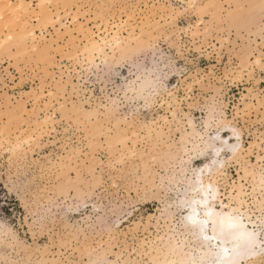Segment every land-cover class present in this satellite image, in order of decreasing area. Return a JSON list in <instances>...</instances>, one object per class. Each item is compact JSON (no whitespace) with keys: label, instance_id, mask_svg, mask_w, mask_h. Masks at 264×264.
<instances>
[{"label":"rangeland","instance_id":"1","mask_svg":"<svg viewBox=\"0 0 264 264\" xmlns=\"http://www.w3.org/2000/svg\"><path fill=\"white\" fill-rule=\"evenodd\" d=\"M18 1L0 15V264H156L168 225L178 237V169L212 155L191 150L189 119L239 130L219 186L227 200L239 179L260 214L242 168L264 155V0H23L14 15ZM114 25L120 46L89 61L85 36Z\"/></svg>","mask_w":264,"mask_h":264},{"label":"bare ground","instance_id":"2","mask_svg":"<svg viewBox=\"0 0 264 264\" xmlns=\"http://www.w3.org/2000/svg\"><path fill=\"white\" fill-rule=\"evenodd\" d=\"M192 1L194 2V0ZM7 2H9V0H0V15L4 13V7L9 5ZM18 3L19 8H17V10L15 9L16 11H12L14 12V15L21 12L26 14L27 6L25 5V2L23 0H19ZM14 6L16 5L14 4ZM7 7L11 10V7ZM42 8L40 9V15L44 14L42 12ZM8 9L6 11H8ZM4 16L3 18L5 20ZM57 17L55 15V18ZM8 18L11 17L9 16ZM50 19L52 20V18ZM11 20H13V18H11ZM11 20L7 19V21L3 22L8 26V24L12 23ZM17 28H20V26ZM121 30L122 26L119 25L111 26V29L105 27L103 31L104 36H99L98 38H95L92 34L88 33V35L85 36L86 41L84 49V55L87 59L92 61L93 58L98 57L100 60H104L105 62L107 59L105 47L109 46L112 48L113 45L120 46L122 43ZM29 31L30 30L26 33L28 34ZM32 32L33 31L30 32V35ZM11 33L13 32H10L9 34ZM20 33H22V31ZM4 36L5 40L3 41H6V38H8L6 36L8 35ZM12 37L14 36L12 35ZM259 60L260 59L258 58L256 59L257 62H259ZM147 81L151 82L150 79H147ZM139 86H141L140 90L144 88L142 84ZM188 123L190 126V132H188V135L190 134L192 138L195 139L194 143H192L193 145L191 146V150L193 152H197V150L204 151L210 149L212 155L211 159L207 163L196 169L192 168V171L189 172V174L185 168L186 165H182L179 169L177 168L181 175L179 178L185 184L184 188L180 190L178 189V193L180 192V194L177 206L179 205L182 210L179 222L180 228L177 229L178 237H176L175 233H173L174 231H170V225L167 226V232L165 235L163 234L162 237L159 236L160 238L157 237L160 239L161 244L160 246H157L154 251V256L157 257L156 264L259 263L261 258L264 257V171L257 170L258 168L256 166H261V164L257 163L259 161H264V155L256 154V160H254L256 163L248 161V166L246 165V167L244 166L242 168L244 169V176H250L252 179V190H260L263 195L260 197L262 198L261 200L256 199L257 202H255L257 206L259 205L257 208H259L260 214H257L251 210L246 199V186H244L239 179L237 182L233 183V185L230 183L232 186L228 190V195L226 194L227 200L224 199L219 186L218 178L224 173V154L226 152L230 153V158H237L241 155V149L243 146L239 130L226 123L225 126L229 128L228 135L231 137L227 138L225 135L220 133L203 136L195 128L193 120L189 119ZM206 124L208 125V123ZM184 135H187V133ZM235 137L237 138V141H232ZM25 141L28 140L25 139ZM183 147L184 145H182V148ZM188 153H190V151ZM185 159L186 158H184V160ZM255 197L256 196L253 198ZM173 214L170 211H166L165 218L167 222H173ZM193 220L195 223H193ZM129 260L130 258H127L124 264H130Z\"/></svg>","mask_w":264,"mask_h":264},{"label":"snow or ice","instance_id":"3","mask_svg":"<svg viewBox=\"0 0 264 264\" xmlns=\"http://www.w3.org/2000/svg\"><path fill=\"white\" fill-rule=\"evenodd\" d=\"M191 219V218H190ZM193 223H195V221L193 220Z\"/></svg>","mask_w":264,"mask_h":264}]
</instances>
